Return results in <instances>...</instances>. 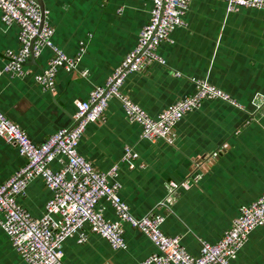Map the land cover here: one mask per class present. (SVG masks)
Segmentation results:
<instances>
[{
    "label": "crops",
    "instance_id": "1",
    "mask_svg": "<svg viewBox=\"0 0 264 264\" xmlns=\"http://www.w3.org/2000/svg\"><path fill=\"white\" fill-rule=\"evenodd\" d=\"M43 2L55 28V44L70 56L81 48L84 52L76 70H59L55 92L43 90L34 78L47 66L49 48L29 60L27 76L0 77V108L35 143L74 124L76 101L104 85L136 47L153 0ZM171 36L172 41L158 48L166 63L131 73L122 90L153 117L194 93V78L221 88L231 100L204 99L180 120L177 138L170 144L142 138L140 125L129 120L121 102L113 98L105 120L88 124L79 151L99 171L117 164L119 173L111 181L121 185L120 195L132 214H164V232L180 235L185 248L198 255L203 240L218 242L240 207L264 192V109L256 107L264 97V9L229 10L223 0H190L185 24ZM18 48V26L4 24L0 11V67L7 62L6 52ZM84 70L86 76L81 75ZM126 146L138 153L133 167L123 160ZM25 164L18 148L0 137V184ZM169 182L179 184L170 209L160 207ZM182 182L190 185L186 188ZM51 197V189L36 177L18 200L41 217ZM99 206L108 219H117L108 200L101 199ZM123 227L126 249L112 248L97 234H90L85 243L72 237L64 244L65 264H136L157 251L141 230L128 222ZM0 264H28L1 227ZM232 264H264V225L250 233Z\"/></svg>",
    "mask_w": 264,
    "mask_h": 264
},
{
    "label": "built area",
    "instance_id": "2",
    "mask_svg": "<svg viewBox=\"0 0 264 264\" xmlns=\"http://www.w3.org/2000/svg\"><path fill=\"white\" fill-rule=\"evenodd\" d=\"M223 1L229 10L242 7L264 9V0ZM189 4L190 0H153L149 20L140 31L136 47L124 56L104 85L94 87L87 99L76 101L74 124L57 130L44 142H33L27 132L0 108V137L16 146L26 158V164L0 184V227L28 264H65L66 240L76 237L78 243H85L90 234L105 238L116 250L126 249L125 222L145 233L157 248L136 264H232L250 233L264 225L263 192L260 198L240 207L238 216L218 242L203 240L200 253L192 254L183 245L180 235L170 236L164 232V214L151 211L141 218L132 214L129 204L120 195L121 185L111 181L119 173L117 164L106 172L99 171L79 151L88 124L105 120L113 98L121 102L129 120L140 125L142 138L151 142L164 140L170 144L177 138L176 128L180 120L198 108L204 99L231 100L221 88L207 80L194 78V93L153 117L122 90L131 73L154 63H166L158 48L162 42L172 41L174 29L185 24ZM0 11L4 24L18 26L19 42L18 49L6 52L7 62L0 67V77L5 74L27 76L31 72L27 68L29 60L38 58L45 48H49L52 55L47 66L34 78L43 90L55 92L59 70H76L83 49L76 56H70L55 44V28L46 17L47 10H42L37 0H0ZM81 75L86 76L87 71H82ZM256 107L264 109V97ZM137 157L138 153L126 146L123 160L130 167L134 166ZM54 163L59 167L54 168ZM36 177H41L52 191L41 217L32 215L18 200ZM181 185L188 188L190 182ZM178 186L177 182L167 184L168 194L160 202V207L170 209ZM103 198L114 208L116 220L108 219L99 206Z\"/></svg>",
    "mask_w": 264,
    "mask_h": 264
},
{
    "label": "water",
    "instance_id": "3",
    "mask_svg": "<svg viewBox=\"0 0 264 264\" xmlns=\"http://www.w3.org/2000/svg\"><path fill=\"white\" fill-rule=\"evenodd\" d=\"M37 1H38L39 5H40L41 9L44 10L45 6H44L43 0H37Z\"/></svg>",
    "mask_w": 264,
    "mask_h": 264
}]
</instances>
